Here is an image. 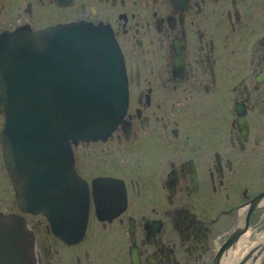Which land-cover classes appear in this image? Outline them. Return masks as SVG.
<instances>
[{
  "label": "flooded vegetation",
  "instance_id": "1",
  "mask_svg": "<svg viewBox=\"0 0 264 264\" xmlns=\"http://www.w3.org/2000/svg\"><path fill=\"white\" fill-rule=\"evenodd\" d=\"M72 22L111 34L127 105L104 140L63 144L87 191L76 239L61 236L82 214L58 134L35 133L69 196L52 227L16 201L0 106V213L24 219L31 263L264 264V0H0V35Z\"/></svg>",
  "mask_w": 264,
  "mask_h": 264
},
{
  "label": "water",
  "instance_id": "2",
  "mask_svg": "<svg viewBox=\"0 0 264 264\" xmlns=\"http://www.w3.org/2000/svg\"><path fill=\"white\" fill-rule=\"evenodd\" d=\"M126 103L122 59L104 27L77 22L0 35V104L6 115L2 142L13 164L15 196L21 207L46 215L52 227L50 214L70 196L81 206L74 212L82 215L66 225V239L80 237L84 229L86 188L69 169L74 191L69 196L53 192L56 174H41L46 167L38 164L42 152L35 133L49 138L58 134L60 148L67 137L75 143L105 139L120 122ZM24 130L34 134L26 148L18 143ZM65 153L60 149L59 162L67 158ZM23 161L33 162L35 169L27 168L22 177L18 173ZM30 248L24 225L0 213V264H30Z\"/></svg>",
  "mask_w": 264,
  "mask_h": 264
},
{
  "label": "bare ground",
  "instance_id": "3",
  "mask_svg": "<svg viewBox=\"0 0 264 264\" xmlns=\"http://www.w3.org/2000/svg\"><path fill=\"white\" fill-rule=\"evenodd\" d=\"M23 29H25V28H23ZM31 30V29H30ZM258 47V46H257ZM184 66V65H183ZM180 68V67H179ZM181 69V68H180ZM185 70V69H184ZM178 76V75H177ZM185 76V75H184ZM167 85V84H166ZM173 114V113H172ZM117 126V125H116ZM122 126V125H121ZM131 126V125H130ZM132 134V133H131ZM130 140V139H129ZM45 143V142H44ZM67 146V145H66ZM67 148V147H66ZM120 148V147H119ZM69 150V149H68ZM43 153V152H42ZM41 155V154H40ZM40 157V156H39ZM64 158V163H66L65 164V168H66V170H69V169H72V159H71V155H70V152L67 154V158H66V156L65 157H63ZM6 160V159H5ZM10 160V159H9ZM7 162V161H6ZM7 165V164H6ZM56 165V164H55ZM45 166V165H44ZM7 168H8V165H7ZM60 168V167H59ZM11 171V170H10ZM13 171V170H12ZM60 173V172H59ZM108 178V177H107ZM106 178V179H107ZM79 179V178H78ZM111 179V178H110ZM101 180H102V178H101ZM100 180V181H101ZM17 181V180H16ZM75 181V180H74ZM81 181V180H80ZM109 181V180H108ZM196 182V181H195ZM17 184H19L18 182H16ZM95 183V182H94ZM64 185H65V183H64ZM109 185V184H108ZM14 186H15V183H14ZM20 186H21V183H20ZM97 186V185H96ZM16 187H18V185H16ZM15 187V188H16ZM70 188V187H69ZM88 188V187H87ZM100 188V187H99ZM8 189V188H7ZM55 189V188H54ZM101 189V188H100ZM117 189V188H116ZM119 189V188H118ZM61 191V190H60ZM112 191V190H111ZM119 191V190H118ZM101 192V191H100ZM66 193V192H65ZM94 193H95V191H94ZM99 193V192H98ZM117 194V193H116ZM123 195V194H122ZM12 196V195H11ZM119 198V197H118ZM122 198V197H121ZM117 201V200H116ZM118 203V202H117ZM253 203V202H252ZM115 205V204H114ZM61 206H62V204H58V208H61ZM87 206V205H86ZM99 206V205H98ZM23 209H24V207H22ZM87 208V207H86ZM107 208V207H106ZM246 208V207H245ZM99 211H100V209H99ZM98 212V211H97ZM109 214V213H108ZM6 215V214H5ZM14 216V215H13ZM34 216V215H33ZM14 217H17L18 218V221L20 222V224H24L25 225V222H24V219L22 218V217H20V216H14ZM27 217V216H26ZM68 217V216H67ZM98 217V216H97ZM101 217V216H100ZM30 218H32V217H30ZM116 218V217H115ZM96 222V221H95ZM44 225V224H43ZM131 225V224H130ZM26 227H28V226H26ZM65 227V226H64ZM151 228V227H150ZM154 228V227H153ZM156 228V227H155ZM243 228V227H242ZM238 229V228H237ZM26 230V229H25ZM27 231V230H26ZM34 231V230H33ZM36 231V230H35ZM53 231V230H52ZM234 231V230H233ZM232 231V232H233ZM237 231V230H236ZM28 232V231H27ZM29 233V232H28ZM31 233V232H30ZM148 233V232H147ZM27 234V233H26ZM75 239V238H74ZM56 242V241H55ZM70 243V242H69ZM255 243H256V241H255ZM255 243H251V244H255ZM65 246V245H64ZM227 246V245H226ZM62 247H63V245H62ZM232 247V246H231ZM53 252V251H52ZM31 253H32V244H31V248H30V252H29V254L31 255ZM240 254V253H239ZM37 255V254H36ZM31 260H32V255H31ZM31 260H30V264H32L31 263ZM135 260V259H134ZM45 263V262H44ZM25 264H26V262H25ZM135 264V263H134Z\"/></svg>",
  "mask_w": 264,
  "mask_h": 264
}]
</instances>
